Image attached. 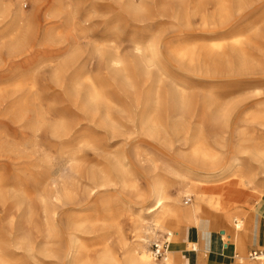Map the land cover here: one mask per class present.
<instances>
[{
    "label": "rangeland",
    "instance_id": "obj_1",
    "mask_svg": "<svg viewBox=\"0 0 264 264\" xmlns=\"http://www.w3.org/2000/svg\"><path fill=\"white\" fill-rule=\"evenodd\" d=\"M225 4L231 12L227 18L218 15L217 0H145L141 16L130 13L126 4L112 0H0L2 251L15 249L25 263L30 260L25 243L31 241L35 257L32 264H56L55 253L76 237V246L82 248L85 259L99 264L98 257L104 249L123 257L124 249L135 239V228L142 229L146 249L151 253L153 244L168 237L166 231L153 225L152 215L144 212L148 201L143 202L135 192L139 190L146 197L150 180L159 174L168 180L169 194L176 197L178 181L164 170L169 165L179 170L187 167L181 156L189 153V144L183 142L184 134H173L169 128V114L172 119L178 118L169 109L158 111L164 121L160 135L147 136L140 131L137 115L143 110L141 85L135 92L110 88L117 104L112 116L123 125L119 129L125 137L109 138L97 114L91 122L79 106L72 105L66 92L71 77L82 69L92 77L105 72L99 57L93 54L98 43H116L128 59L133 53V41L152 45L158 58L151 67L155 72L161 68L163 75L153 89L157 98L153 97L151 103L157 99L165 102L167 94L175 89L184 90L190 102V115L184 119L191 122L193 129L203 132L206 143L227 163L232 160L236 144L249 149L260 141L264 143V119L254 121L249 116L264 113V0H226ZM16 13L22 15L19 20H14ZM74 15L89 21L83 24L86 34L69 40L65 36ZM213 44H220V49ZM185 47L196 58L192 66L174 53ZM57 74L65 76V84L54 80ZM96 82L102 83L99 79ZM206 98L215 103L207 106ZM37 110L44 117L35 124ZM58 121L72 125L77 122L74 130L82 124L81 132L88 143L80 148L75 141L63 144L62 135L51 130ZM91 145L97 148L92 150ZM66 149H79L74 151L76 162L64 161ZM136 149L143 158L141 162L135 158ZM108 151L126 153L130 163L128 181L136 184V190H122L119 182L108 190L96 186L90 178L92 172L110 169ZM239 156L235 174L241 169L248 175L257 172L249 154ZM70 165L73 171H69ZM252 183L248 190H261L264 199V174ZM109 196L112 200L107 213L103 207ZM254 200L250 198L253 205ZM180 201L188 206L194 196H180ZM254 212L250 209L242 215V233ZM79 217L88 218L93 225L85 231L68 226H73L72 221ZM177 227L166 226L174 232L169 252ZM14 243H19L16 248L12 247ZM258 250H264V245ZM244 255L246 263L264 264V258L256 261Z\"/></svg>",
    "mask_w": 264,
    "mask_h": 264
},
{
    "label": "bare ground",
    "instance_id": "obj_2",
    "mask_svg": "<svg viewBox=\"0 0 264 264\" xmlns=\"http://www.w3.org/2000/svg\"><path fill=\"white\" fill-rule=\"evenodd\" d=\"M112 1L126 4L127 10L130 13L140 14V16L145 3V0L144 3L142 1L138 4H136L137 0ZM198 1L201 2V0ZM217 1L218 6L216 11L218 15L221 18H227L231 12L228 5L225 4L226 0ZM236 1L239 3L245 2V0ZM13 16L14 20H19L22 17L20 13H16ZM75 17L76 15L71 20L69 34L67 33V37L65 36L69 40L78 38L81 34H86L83 24L89 21V19L78 20ZM56 35L63 37L60 33ZM212 47L220 49V44H213ZM132 49L133 53L128 59L122 55L116 43H112L111 45L98 43L96 48L93 49L95 51L93 54H96L100 59V63L103 64L104 74H97L92 77L89 72L84 74L82 72L84 69H82V71L76 72L71 77V83L68 86L69 88L66 89V92L69 95L72 105L79 106L82 112L90 117L89 121H94V115H98L99 123L102 124L101 126L106 130L107 135L111 139L117 135L124 137L126 135L120 130L123 127L121 122H116L112 116L117 104H114L113 96L110 94V88L116 87L118 90L121 88L133 89L135 92L136 88H139L140 85L142 86L143 101L140 104L143 106V110L137 115L139 126H135H138L140 131L147 136L160 135L159 129L164 125V121L161 120L162 116L158 112L161 108L169 109L171 113L173 112V115L176 113L178 116L177 119H172L171 114H169L167 121H170L169 128H171L173 134H184L183 142L189 144V153L181 156L186 162L187 167L179 170L169 165L164 170L166 175H171L178 181L176 182L179 185L176 189L177 196L172 197L169 194L167 186L168 180L162 178L159 174H155L154 178L150 180L146 197H143L139 190L135 192L138 197L142 198L143 202L148 201L143 210L146 214L152 215L153 225L158 229L160 228L166 231L168 235L166 240L170 242L174 234V232L166 228L170 224L176 226L188 223H196L201 226L208 224L211 228H217L218 217H223L229 223H231V220H234L232 229L239 231L242 230L241 228H243L244 223L242 215L248 212V210L254 209L264 217L262 191L251 192L248 190L249 185L253 184L254 179L258 175L264 174V143L260 141L258 143L259 145L254 144L249 149H246L240 143L236 144L234 153L232 154V160L227 163L218 151L206 143L207 140L203 132L199 128L193 129L190 125L191 122L184 119L189 114L188 109L190 106L184 90L175 89L167 94L165 102L158 101L157 99L156 101L153 100L155 104L151 103L153 97L157 98L154 95L153 89L160 82V76L163 75L161 68H157L161 72L158 70H156L158 72H155L151 67L153 62L158 58V54L152 49V45L144 46L137 41H133ZM174 53L181 61L186 59L188 66H192L196 61L192 50L188 47L177 50ZM96 79L102 81L101 85H97ZM54 80L60 82L62 85L66 82L65 76L60 74H57ZM161 102L164 103L163 106ZM204 102L207 106L215 103L212 98H206ZM249 116L254 121L264 119V113L262 115L251 113ZM41 117H44V114L39 113L37 110L33 116L34 123H38ZM77 124V122L75 125H72L65 123V121H58L51 130L54 134L58 135L59 133L62 135L63 139L61 141L63 144L68 145L70 142L75 141L77 142L76 145L80 148L88 143V141L85 139V134L81 132L83 129L82 124L81 126L78 125L74 130ZM166 142L172 144L170 141ZM95 148H97V145H91L92 150ZM77 150L66 149L63 153L64 161L66 163L76 162L77 158L74 151ZM241 153H247L251 156L252 161L257 165L254 167L257 170L256 173L248 175L241 169L240 171L237 170L238 176L235 174V168H238L240 165L239 155ZM106 154L111 157L110 169L108 171L98 170L96 173L92 172L90 175V178L95 181L96 186L106 187V189L110 190L111 187H114L119 182L120 189L122 190L126 188L136 190V184L132 183L131 185L128 181L127 176L130 172V163L126 159V153L121 152L117 154L108 151ZM140 156V151L136 149L135 158L139 162L143 160ZM152 165L153 167L157 166L154 161ZM68 169L69 171H73L74 168L70 165ZM114 190L115 188L111 189V191ZM180 196L186 199L194 196V201L188 204V206H183L180 201ZM65 197L66 199L69 198L66 194ZM252 197L255 199V205L250 203V198ZM111 200V196L104 200V212H109L107 205ZM150 203L152 204L149 205ZM72 224L73 226H68L73 227L74 230L85 231V229L93 225V221L88 218L79 217L77 220L72 221ZM134 231H136L135 239L124 249L123 257L120 258L117 253L110 249H104L99 255L97 262L99 264H178V257L171 251L167 252L165 258L157 260L153 252L151 253L146 249L145 244L147 243V239L142 234V229L135 228ZM225 237L226 233L224 235ZM235 239L239 242L240 236L237 234ZM76 240V237L71 238L64 250L55 253L54 258L56 264H93L85 259L82 248L76 246ZM18 244L14 243L12 247L16 248ZM25 244L26 250L29 252L28 258L31 261L28 260L22 263L20 260L21 257L15 249L2 251L0 248V264H32V260L35 258L32 252L33 244L31 241ZM191 247H195V245L189 244V248ZM262 259L263 256L256 259V261H261ZM238 262L243 264L244 260L242 259ZM245 264L257 263L250 262Z\"/></svg>",
    "mask_w": 264,
    "mask_h": 264
},
{
    "label": "crops",
    "instance_id": "obj_3",
    "mask_svg": "<svg viewBox=\"0 0 264 264\" xmlns=\"http://www.w3.org/2000/svg\"><path fill=\"white\" fill-rule=\"evenodd\" d=\"M247 230L234 231L223 217H218L217 228L208 224H180L171 244V252L178 257V264H240L246 254L264 245V217L254 212L249 215ZM226 233V237L224 235ZM240 241H236V235ZM242 236V245H241ZM189 244L195 247L189 248ZM244 262L243 264H245Z\"/></svg>",
    "mask_w": 264,
    "mask_h": 264
},
{
    "label": "built area",
    "instance_id": "obj_4",
    "mask_svg": "<svg viewBox=\"0 0 264 264\" xmlns=\"http://www.w3.org/2000/svg\"><path fill=\"white\" fill-rule=\"evenodd\" d=\"M168 247H169V241H167L166 239L163 242L153 244L152 249L154 256L156 258H161V259L165 258L167 252L169 251ZM261 256H263L264 258V250H254L251 251L248 255L250 259H254V260L260 258Z\"/></svg>",
    "mask_w": 264,
    "mask_h": 264
}]
</instances>
